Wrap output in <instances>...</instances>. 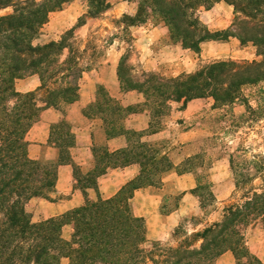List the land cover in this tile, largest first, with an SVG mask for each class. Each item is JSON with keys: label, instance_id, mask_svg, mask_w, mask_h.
Instances as JSON below:
<instances>
[{"label": "trees", "instance_id": "16d2710c", "mask_svg": "<svg viewBox=\"0 0 264 264\" xmlns=\"http://www.w3.org/2000/svg\"><path fill=\"white\" fill-rule=\"evenodd\" d=\"M73 1L0 0V264H62V259L68 264H216L227 252L232 253L233 264H263L251 252L247 235L254 226L264 227V153L249 155L241 145H222L240 195L217 210L213 183L209 175L199 173L210 170L213 162L202 159L195 163L206 156L203 149L195 158L189 156L183 161L179 172L195 175L196 188L191 193L198 198L200 209L216 210L219 216L203 229L186 233L176 245L149 243L146 222L133 211L135 191L161 187L163 174L173 168L169 157H159L157 149L140 142L112 163L115 167L133 163L141 167L140 177L115 197L86 201L62 217L33 222L28 203L34 198L50 199L58 167L66 158L61 155L59 164L29 158L27 133L44 109L77 101L79 81L87 68L80 65L75 53H87V49L76 50L70 42L75 30L86 23L82 18H100L111 8L108 0H86L87 14L77 27L65 32L58 42L35 45L50 15ZM125 1L139 6L136 16L122 18L129 27L152 16L169 27L173 42L196 54L204 42L225 43L236 38L242 46L252 44L262 57L259 62L221 59L192 73L168 78L156 72L134 74L125 56L118 71L121 88L143 95L142 109L149 112L154 132L174 103L184 110L193 100H207L212 102L211 111H222L243 101L245 87L264 82V0ZM221 2L234 8L233 23L227 30L213 32L199 13ZM65 53L69 57L63 60ZM33 74L41 80L40 89L17 92L16 81ZM244 106L246 113L232 116L229 128L239 129L248 119L256 122L264 117V107L252 108L246 102ZM227 121L217 120L222 124ZM212 141L206 139L209 145ZM104 173L97 172V177ZM93 185L96 187V182ZM69 223L73 234L66 241L62 231Z\"/></svg>", "mask_w": 264, "mask_h": 264}, {"label": "crops", "instance_id": "0c3cea01", "mask_svg": "<svg viewBox=\"0 0 264 264\" xmlns=\"http://www.w3.org/2000/svg\"><path fill=\"white\" fill-rule=\"evenodd\" d=\"M108 3L111 5L109 11L115 12L117 8L114 6L122 5L131 10L128 16L137 15L138 3L125 0H108ZM211 11L201 13V21L213 32L227 30L228 26L218 28V23L211 25L206 20ZM79 17L74 1L62 11L52 13L45 26H48L50 35H55V38L47 43L60 41V35L77 27ZM154 20L150 16L145 23L131 27L132 53L128 54L127 63L134 74H164L168 70L180 68L186 57L191 55L187 53L190 50L183 49L179 43L171 40L169 27L163 21ZM87 23L76 30L85 28ZM211 43L221 42H204L201 50ZM230 44L241 45L236 38L221 43L227 46ZM125 55L105 53L103 62L91 67L85 66L87 69L79 81L77 101L57 109H44L30 128L26 136L29 158L59 164L61 155H65L66 161L58 167L50 199H32L27 205V211L33 221L42 222L67 215L81 208L86 201L115 197L123 187L140 177L141 167L135 163L115 167L112 163L128 154L140 142L154 147L159 151V157L167 156L173 164V168L163 174L161 187L138 189L132 199L135 215L146 222L147 240L166 242L171 238L180 218L192 216L185 215L192 212L185 202L189 196L195 197L191 193L196 188L195 175L179 172L183 161L190 156L185 153V148L193 131L186 125L210 110L212 102L193 100L184 110H180V105L174 103L170 113L161 120L159 130L154 132L149 112L142 109L143 95L136 91L125 92L121 88L118 71ZM68 57L69 53H65L62 59ZM78 58L82 66L84 60L80 56ZM40 87L41 80L36 74L15 83L16 91L23 94L35 92ZM109 131L114 133L113 136H109ZM101 170H105V173L97 177V172ZM176 192L181 195L179 207L168 215H162L163 200ZM72 234V225L66 224L62 231L63 238L70 241Z\"/></svg>", "mask_w": 264, "mask_h": 264}, {"label": "rangeland", "instance_id": "374dc122", "mask_svg": "<svg viewBox=\"0 0 264 264\" xmlns=\"http://www.w3.org/2000/svg\"><path fill=\"white\" fill-rule=\"evenodd\" d=\"M74 2L78 7L80 19L87 14V2L86 0H74ZM229 6L230 5L225 2H222L219 5H214L212 11L206 16V20L211 25L212 23H218V28L224 26L230 27L234 19V8ZM114 7L117 8L115 12L108 11L102 17L95 20L82 18V21H88L87 26L76 30L74 38H72L70 42L76 50L83 51L87 49V53H75L76 56H80L84 60L82 66L91 67L99 62H103L105 53H126L125 56L132 53V30L131 27L128 26V23L122 21L123 16L130 15L128 13H130L131 10L122 5H115ZM203 12H205L204 9L201 10L199 15ZM149 18L150 16L147 20ZM154 21H158V19L155 18ZM50 33L48 26H44L41 34L37 38L38 40L36 39L34 44L42 45L55 38V35H50ZM61 36L62 35L59 37ZM187 53H191V55L186 57L180 68L173 69L172 71L168 70L164 74H159L164 77L173 78L183 73H192L207 64L221 59H231L238 62H259L262 60V57L258 55L257 48L252 44L245 46L240 44H230L227 46L221 45V43H211L205 45L199 54L192 51ZM127 65L129 66L128 63ZM143 74L147 73L140 72L136 75L141 76ZM242 96L243 101L237 102L232 107L226 108L222 111L207 110L186 125V127L192 130L193 133L191 135V140L186 145L185 153L190 155V157L195 158V156L203 149L206 156L195 160V163L197 164L202 161V159L205 160V163H208V161L213 162L210 170H199V173L204 177L209 175V178L213 183V191L217 198L216 210L222 208L223 204L231 198H238L240 195L239 193H236L235 180L230 170L227 156L228 153H224L222 145L225 144L230 148H236L241 145L248 150L249 155L264 153V117L261 121L256 122H252L248 119L247 123L243 124L239 129L228 127L230 120L233 118L232 116L239 117L246 113L244 102L252 108H257L258 106L264 107V82L257 86L245 87ZM224 116L227 118H223ZM219 119L228 121L227 123L223 122L224 124H222L217 122ZM221 127H224L225 130H222ZM209 138L214 140L212 141L213 145L206 143V139ZM180 203L181 199L178 192L167 195L161 204V214L168 215L174 212L177 210ZM185 205L188 210L192 211L190 214L185 215L192 216L180 218L177 226L172 232L171 238L168 241L161 243L176 245L184 238L186 233H193L203 229L207 224L216 221L219 216L218 211L216 210L212 211V209H208L206 212H203L200 209V203L197 197L189 196ZM176 230L177 233L175 235ZM148 242L152 243L151 241ZM247 242L251 252L264 264V227L261 225L252 227L247 235ZM233 263L234 257L230 252L224 254L216 262V264ZM62 264H68V260L62 259Z\"/></svg>", "mask_w": 264, "mask_h": 264}]
</instances>
